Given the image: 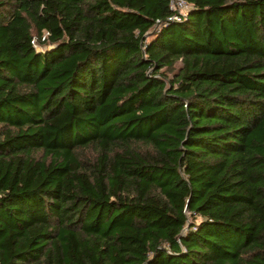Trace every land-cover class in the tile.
Listing matches in <instances>:
<instances>
[{
    "label": "trees",
    "instance_id": "16d2710c",
    "mask_svg": "<svg viewBox=\"0 0 264 264\" xmlns=\"http://www.w3.org/2000/svg\"><path fill=\"white\" fill-rule=\"evenodd\" d=\"M184 1L0 0V264H264V0Z\"/></svg>",
    "mask_w": 264,
    "mask_h": 264
},
{
    "label": "built area",
    "instance_id": "2783aa9c",
    "mask_svg": "<svg viewBox=\"0 0 264 264\" xmlns=\"http://www.w3.org/2000/svg\"><path fill=\"white\" fill-rule=\"evenodd\" d=\"M169 7L173 11V14L167 18L168 21H181L184 17H186L188 10L190 8L189 4L184 0H170ZM48 33L45 32L42 36V40L46 37ZM33 47L38 51L41 47L40 43H38L36 38L32 39Z\"/></svg>",
    "mask_w": 264,
    "mask_h": 264
},
{
    "label": "rangeland",
    "instance_id": "374dc122",
    "mask_svg": "<svg viewBox=\"0 0 264 264\" xmlns=\"http://www.w3.org/2000/svg\"><path fill=\"white\" fill-rule=\"evenodd\" d=\"M50 47H52V45L47 43V44L41 45L38 51H44L46 49H49Z\"/></svg>",
    "mask_w": 264,
    "mask_h": 264
}]
</instances>
